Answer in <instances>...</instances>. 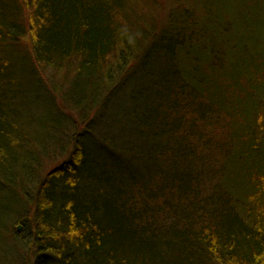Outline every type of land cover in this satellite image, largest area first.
<instances>
[{"label": "trees", "instance_id": "obj_1", "mask_svg": "<svg viewBox=\"0 0 264 264\" xmlns=\"http://www.w3.org/2000/svg\"><path fill=\"white\" fill-rule=\"evenodd\" d=\"M20 249L264 264V0H0V256Z\"/></svg>", "mask_w": 264, "mask_h": 264}, {"label": "rangeland", "instance_id": "obj_2", "mask_svg": "<svg viewBox=\"0 0 264 264\" xmlns=\"http://www.w3.org/2000/svg\"><path fill=\"white\" fill-rule=\"evenodd\" d=\"M48 75H46V76H48ZM67 141H66V143H67ZM51 164H52V161L51 160H45L43 162V168H41V169L46 172L47 170H49L50 167H52ZM16 223L17 222H15V221L13 222V224H16ZM4 237H5V239L1 242V246L2 247H6V248L8 247L9 248L11 246H15V245H11V243H15L16 242L11 237V233H7V235L4 236ZM20 250H22L21 251L22 252L21 255H20L19 251H17L19 253L18 256H11V257H9V259L6 258L7 256L6 257H4L3 255H2L3 257L0 256V257H2V259L4 258V260L0 259V264H25V262L27 261V258H26L27 255H24L23 254V249H20ZM28 261H30V264H32L31 257H28Z\"/></svg>", "mask_w": 264, "mask_h": 264}]
</instances>
